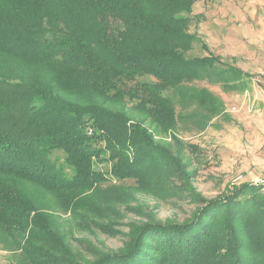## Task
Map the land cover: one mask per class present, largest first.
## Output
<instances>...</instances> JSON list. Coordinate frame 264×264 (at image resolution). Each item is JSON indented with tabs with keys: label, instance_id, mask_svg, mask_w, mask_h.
<instances>
[{
	"label": "trees",
	"instance_id": "16d2710c",
	"mask_svg": "<svg viewBox=\"0 0 264 264\" xmlns=\"http://www.w3.org/2000/svg\"><path fill=\"white\" fill-rule=\"evenodd\" d=\"M198 1L0 0V63L12 65L0 68V233L33 264H76L83 249L69 253L63 227L53 230L32 188L76 208L90 194L100 203L87 227L102 232L143 215L129 188L108 199L109 179L149 192L155 180L189 177L183 145L173 152L158 134L178 130L188 100L197 115L222 112L192 84L213 74L224 86L234 70L192 53ZM144 218L123 249L93 252L91 264H264V185L201 199L185 224Z\"/></svg>",
	"mask_w": 264,
	"mask_h": 264
},
{
	"label": "rangeland",
	"instance_id": "374dc122",
	"mask_svg": "<svg viewBox=\"0 0 264 264\" xmlns=\"http://www.w3.org/2000/svg\"><path fill=\"white\" fill-rule=\"evenodd\" d=\"M230 14L237 15L240 20L242 16L246 18L247 15L249 20L232 24L229 20ZM190 19L189 31L196 40L192 51L194 56L215 57L222 64H227L228 69L235 67V59L214 55L213 43L239 42L242 35L248 31L242 33V30L250 27L252 31L250 38L260 36L264 47V0H200L194 4ZM246 50L244 49L242 57L247 54ZM251 52L255 56L250 57L251 66H254L250 72L263 70L264 62L260 64L262 62L260 52L257 49H252ZM1 67L9 68L12 65L0 63ZM233 69V71L236 70ZM223 77L229 82L236 78L229 70ZM256 79L259 81L258 85L264 83L260 72L256 75ZM192 85L194 88L207 89L215 96L218 104L221 105L223 102L224 108L221 105L223 111H219L218 115L213 117L212 112L206 115V109H202L201 114L197 115L195 112L198 104L188 100L182 106V115L185 118L182 119L178 130L168 134H158L157 138V141L170 147L173 152L174 148H177L175 143L180 142L183 145V165L189 177L182 182V177L177 175L178 179L171 185L164 178L155 180L148 189L149 192L138 190V185L135 183L133 185L118 184L114 178L109 179L111 184L103 185L106 194L109 195L108 199L125 192L127 188L133 190L132 200L135 198L138 203H132V210L140 211L139 207H141L143 215L138 216L134 214L135 212L128 213L123 221H118L101 232L96 227L94 229L87 227L90 224L89 217L100 203V201L90 202L95 199L90 194L81 195L83 205L76 208L73 204L70 206L69 203H58L53 196L31 189L37 195L39 202L43 204L45 211H48L47 215L52 216L49 221L53 230L59 226L63 227L60 233L68 237L66 249L69 253L79 248L83 249L84 254L81 253L73 260V262L77 261L76 264H91L96 259L97 253L100 255V253L119 252L125 243H128L131 227L146 221L144 218L146 215L152 216L157 222L161 221L163 224H185L192 219L194 212L200 206L201 199L208 201L219 199L242 184L264 185L263 114L258 113L257 108L252 111L244 108L248 100L253 98L252 92L245 97L243 93L224 90L222 85L215 88L213 74L210 79L204 78ZM167 94L170 95V93ZM250 103L253 101L250 100ZM205 107L208 109L209 105ZM193 114L197 116L194 119L190 118ZM138 117L141 118L140 113H136V118ZM199 120L204 121L201 129L196 125ZM102 171L103 173L106 171V166L102 168ZM105 176L109 175L105 174ZM154 184L162 186L154 191ZM132 192L130 194H133ZM80 197L76 200L79 201ZM137 205L139 206L136 207ZM1 235L0 233V264H33L31 258L26 256L25 250L15 247L14 242L3 241ZM246 235L242 236L244 251L248 250L247 246L249 248L250 245ZM93 252L96 254L94 255Z\"/></svg>",
	"mask_w": 264,
	"mask_h": 264
},
{
	"label": "crops",
	"instance_id": "0c3cea01",
	"mask_svg": "<svg viewBox=\"0 0 264 264\" xmlns=\"http://www.w3.org/2000/svg\"><path fill=\"white\" fill-rule=\"evenodd\" d=\"M229 20L231 21L232 24L234 23H240L244 22V20L248 21L249 17L246 15V18L244 16L240 18L237 15L230 14L229 15ZM264 24V21H263ZM250 27H245L242 30V33H245V35H242V39L239 42H231L226 41L225 44H220V43H213V54L221 57V58H234L235 59V68L236 70L233 71L232 73L236 76L235 79L229 82L228 79H226L227 84L222 85L224 87V90H230L237 92L238 94L243 93L245 97L249 95L250 92L254 95L253 98H250V100L253 101V103H250V100H248V104L244 105V108L247 111H252L254 108H257V112L263 114V119L262 122H264V83H259L257 81L256 75L259 74L261 71L258 70L257 72H250L251 69L254 68V66H251L250 63V57L253 55L255 56L254 53L251 52L252 49H257L258 52H260V56L262 59V62H264V47L262 45V39L260 36H255L253 38H250L252 33ZM252 37V36H251ZM253 41V43H251ZM244 49H251L250 51L246 50L245 52L247 53L245 56L242 57V53L244 52ZM261 49V50H260ZM239 57H242L239 59ZM252 57V58H253ZM254 59V58H253ZM257 81V82H256ZM213 86L215 88L220 87L221 84H217L213 82ZM217 86V87H216ZM219 89V88H218ZM216 89V90H218ZM221 105L224 108L223 102H221Z\"/></svg>",
	"mask_w": 264,
	"mask_h": 264
},
{
	"label": "built area",
	"instance_id": "2783aa9c",
	"mask_svg": "<svg viewBox=\"0 0 264 264\" xmlns=\"http://www.w3.org/2000/svg\"><path fill=\"white\" fill-rule=\"evenodd\" d=\"M260 76H261V78L264 79V69L260 71ZM257 80H258V79H257Z\"/></svg>",
	"mask_w": 264,
	"mask_h": 264
}]
</instances>
